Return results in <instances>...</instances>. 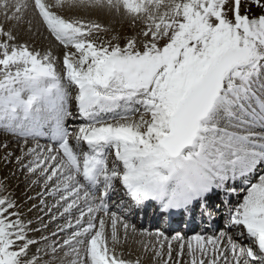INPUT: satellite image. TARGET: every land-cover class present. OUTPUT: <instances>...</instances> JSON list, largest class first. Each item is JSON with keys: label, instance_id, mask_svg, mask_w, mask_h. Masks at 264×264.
<instances>
[{"label": "rangeland", "instance_id": "374dc122", "mask_svg": "<svg viewBox=\"0 0 264 264\" xmlns=\"http://www.w3.org/2000/svg\"><path fill=\"white\" fill-rule=\"evenodd\" d=\"M33 1L38 2V0ZM134 1H136V3ZM147 1L148 0H133L134 6L132 5V9L130 10L136 14L140 13L141 7L145 5ZM156 2V8H150L149 10L143 11L146 17L150 19L153 24L148 22L147 29L143 32L145 34L143 35L144 38L141 37L139 40L137 36H134V38L130 36L128 38L121 37L122 34L126 33L122 26V28H118L113 25L108 26L107 24H103L102 22L99 23L96 20L78 21L73 18L71 21L68 20L67 17L62 16L64 15L63 13H61L62 15H59V12L58 15H55L54 13L49 15L50 13L47 12L49 11L47 8L42 9V6L39 8L40 15L45 18L43 20L49 25V32L54 35L53 37L57 36L55 37L56 40H61L62 38L59 35H55L57 30L63 36L66 35L67 31V29H65L64 26L59 25V23H65L66 26H69L70 29L74 30L70 32V34L73 35L70 36V41L66 45V48L69 49V52L73 49V43H76L77 41L84 43L85 48L81 49L78 55L79 63H74V67L82 74L85 79H87L89 82L96 81L97 83H100L103 87V90L110 94L113 93L112 95H115L116 93L119 96H123L125 94L137 96V105L135 106V109L132 110L135 111V116L116 118L113 120V122H111L112 124L102 126L101 128L122 129L121 127H123L124 132L120 131L122 135L124 133L130 132V134H136L135 136L138 138V135H140L139 132H142L143 134L146 133L147 135H145L148 138L151 136V133L148 130L152 129L154 125L160 124L164 125L163 127L165 130L163 133L158 135V137L163 139L165 135H169L171 133L173 129V117L175 112L185 101L187 94L195 89L203 81L205 76L214 67L221 54L236 47H247L252 51V56L240 64L238 66L239 68L229 75L226 87L228 85L230 87L235 84L233 87H231L232 89L230 88V91L237 90L240 85L239 82L243 79H248L251 90L264 99V0H157ZM135 4H137V7ZM2 15L4 16V19L6 18L7 20L15 17V13L11 10L5 12ZM15 23L16 20L10 21L11 28L14 27ZM3 24L4 21L0 23V109L1 106L8 108V103H6V100L11 101V99L23 95L26 89L38 87L40 83L35 80H38L39 77L34 74L35 70H49V72L53 75L58 76L60 79H64V73L65 76H68L69 69L71 70L72 68L69 67L67 63L65 64L67 58L66 55L61 56V59H54V61H52L53 59L51 57V53H49V55H47V53L46 56H42L37 53H31L32 51L29 53L30 50H27L25 46L22 47V43L17 41L16 38L11 37L9 32L3 31L5 30ZM84 32L85 34H78ZM130 46L133 47L131 51L127 50ZM121 48H124L127 51H119ZM105 51H109L105 58H98L99 53L101 54ZM112 62H118L119 64L116 73H112ZM249 68L253 72L250 73V75L247 72ZM31 72H33V80L27 79V75ZM100 72H102V75L99 74ZM74 74L77 75V73ZM17 82L18 85L21 83L19 87L16 86ZM49 82H51V80L42 81V83ZM63 83L67 84L65 79L63 80ZM222 88H224V86ZM165 96L166 101L164 104L163 98ZM112 98L114 102L119 101L117 105H113V108L116 109L114 112L117 115L125 112L124 110H128L125 106H118L121 101L118 97L113 96ZM108 99L111 100V98ZM104 100H106V98H104ZM57 101H59V105H63L64 99H62L60 96H56L55 100L50 98L51 106H49L50 103H47V108L51 109L49 112V115L51 116H56V114L52 113V111L57 112ZM228 105L229 104L226 102L220 103L218 110L220 111L221 115L218 117V123L215 121L218 116L217 115L214 118V123L212 121V123L208 125L210 127L208 128L212 130V133L210 132L202 135L203 141L207 139V141L202 142V146L205 150L204 158L206 161L202 160V162H199L196 172L212 171L217 172L216 175H226L229 177L231 171H237L238 169L240 171V169L242 170V168H246L248 165H253L254 162L257 161L255 155L253 156L243 153L245 151L243 147L247 146L245 145L246 143L244 141H246V138H251V135L260 134L262 137H264V129L258 128L257 125L260 123V120H262L261 118H258V116H261V111L255 104L252 105L254 108L250 112L256 117L255 120L253 117L244 118L243 113L239 111V109L231 108L232 106L229 107ZM144 107L151 108H148L146 111L144 110V113L142 112L141 114L137 112ZM150 110H155V112L150 113ZM49 115L42 118H48ZM5 120H9L8 115H6L4 119H0V125H3V121ZM57 122H59L58 119ZM14 128L16 127L14 126ZM217 128L221 129L222 131H220V133H214L218 132ZM250 129H254L256 131H252ZM125 130L127 132H125ZM230 135L235 136V138L230 137ZM148 139L150 140V138ZM162 139L159 141L160 144L157 145L158 148H160ZM76 140L77 142L81 141L79 136L76 137ZM153 140L157 141L158 139L155 138ZM23 141H25V143L21 144L25 145L24 147L30 145V140L23 139ZM259 144H264V140H262ZM141 149L142 148L139 146L134 147L129 154L134 152L142 160V158L147 155L145 154L144 149ZM129 154L126 155V153H124V156L126 155L129 158ZM7 155L12 156V152H7ZM53 155V158L55 159L58 155L57 150ZM163 156L164 155H160L158 158ZM118 158L122 160L123 155H119ZM217 158L221 160L219 161ZM146 159H148V157H145L144 160L141 161L142 167H147L149 164V162L146 163ZM18 160L19 159H16V163H18ZM4 163L10 165L8 161H4ZM213 164L218 169L215 168ZM228 165L229 167H227ZM31 172H28L27 175L30 176ZM13 173L14 172H12L10 169L8 172H4L3 167L0 168V237L4 242V244L0 242V264H40L36 263V260L37 258L39 259V257H34L35 255L40 254V250L37 248H34V256H23V254L26 253V250L29 249L31 242H34L35 240L31 239V242L26 245L27 247L19 246L20 241L25 240L27 237L22 235L19 236L18 232H21L24 229L27 230V227L32 223L29 221L31 216L29 218L19 217L21 215V206L19 207L20 211H8L9 207L13 205L19 198H21L22 193H16L14 195L15 197L9 199L7 204L2 203L4 200H7L16 187H18L23 181L12 177ZM246 182L248 183L249 181ZM261 182L262 183L257 184L252 189L253 194L251 193L248 195L251 198L250 203L252 201V203H256L255 205L262 204V201L260 202L256 198L258 195L259 197H264V179H262ZM3 188L6 191L3 190ZM77 189H79V186H77ZM244 199H246L245 202L249 201L247 196ZM28 200V197L25 198V201ZM260 207V210L264 212V205H261ZM91 218L95 219L93 215ZM94 219L92 220L94 221ZM137 220L138 218H136V221L134 222L132 220L131 221L132 223L136 224ZM101 222L102 220H100L97 225H100ZM92 224H89L88 227L85 225V227L96 229L97 226ZM223 225L224 223L221 226L224 227ZM141 229L146 232L149 231L150 233H155L153 228H150L149 223L141 226ZM221 231L223 232V230ZM172 236L173 234L160 237L165 239L168 237L169 239V237ZM69 240H72V236H70ZM160 241L161 240H158L157 242L155 241V248H159L158 244H160ZM81 243L82 245L86 244L84 240ZM82 245L80 244V246ZM91 245L89 248L90 252L92 249L93 254L94 251ZM80 246H78L77 250L75 251L77 254H81L82 250L84 249L83 247L80 248ZM86 247H88V244ZM151 247H153V245H151ZM124 248L118 250L115 249V251L112 249L110 254L108 250L105 249V247L102 249L100 245V249H102L104 252H107L106 254L109 255L108 259L117 255L119 260L115 261H121L120 264H126L124 263L123 258L120 259L121 256L125 255L130 259L129 262L131 263L129 264H133L140 253L139 250H136V252H127V248ZM74 249L72 248L71 250H65V254H59L58 256L54 255L53 257L49 256L50 259L44 258V260H46L49 264V260L51 262L58 260L65 255H71L74 253ZM170 249L171 248H168V250ZM155 251L156 249H151L149 251V261L143 264H166L169 262V259L167 258L165 261H159L156 254L157 251ZM19 253H21V255ZM85 254L86 253H84V255ZM228 255V259L224 264H233L234 261H236V258L240 256V254L236 252L234 257L232 254ZM40 256L43 258V255ZM84 258L87 257L84 256ZM93 258H95L94 255ZM189 258L188 260L190 264H194L192 255L189 256ZM151 259L152 261H150ZM44 260L41 262H46ZM80 263L84 264L83 260L82 262H79V264Z\"/></svg>", "mask_w": 264, "mask_h": 264}, {"label": "bare ground", "instance_id": "6f19581e", "mask_svg": "<svg viewBox=\"0 0 264 264\" xmlns=\"http://www.w3.org/2000/svg\"><path fill=\"white\" fill-rule=\"evenodd\" d=\"M42 1L38 0V2L40 3L39 4L38 2L36 1L34 2L33 0H0V23L4 21L3 25L5 27V30L3 31L9 32L11 37L16 38L17 41L22 43V47L25 46L27 50H30L29 53L32 51L31 53H37L42 56H46L47 53H48L47 55L51 53V57L53 59L52 61H54V59L57 60L61 59V56L66 55L67 58L65 64L67 63L68 66H75L74 63L75 64L79 63L78 55L80 53V46H77L76 48L73 47V49L70 50L69 52V49L66 48L67 47L66 45L70 41L69 40V38H71L70 36L68 38L62 37L61 40L60 39L56 40L55 37L57 36L53 37L54 35H52L48 30L49 25L43 20L45 18L40 15L39 8L41 6L42 9L47 8L49 10L47 11L48 13H50L49 15H52V13L58 15V12L59 15H62L61 13H63L64 15L62 16L67 17L68 20L71 19L73 20V18L78 21L96 20L99 23L102 22L103 24H107L108 26L113 25L118 28L122 26L126 33L122 34V36L120 35L121 37L128 38L130 36L134 38V36L135 37L137 36L138 40L141 37L144 38L143 35L145 34L143 32L146 31L148 22H151V24H153L152 21L146 17L143 11L149 10L150 8L154 9L157 7L156 6L157 0L156 1L148 0L146 4L141 7L140 13L136 14L132 12V10H130L132 9L131 6L133 5V3L134 2L136 3V1L133 2V0H121V1L120 0H42ZM136 5L137 4H135V6ZM9 10L15 13V17L10 20H7L6 18L4 19V16L2 14L8 12ZM13 20H16V23L14 24V27H12L13 28L12 29L10 21ZM130 24L132 27L130 26ZM55 35H59L57 31L55 32ZM76 43L78 44L81 42L77 41ZM132 49L133 47L130 46L127 50L131 51ZM127 50L121 48L119 51L125 52ZM108 53L109 51H105L101 54L99 53L98 58L103 59ZM234 71L235 70H233L232 72ZM38 72L45 77L49 73V71H45L44 69L38 70ZM232 72H230L223 80L222 87L224 86V88H222L221 97L219 101L216 103V105L214 106L213 110L208 115V117H206L200 122V127H199L200 132L198 137L195 139L193 145L190 148L186 149L181 157L176 159L169 157L166 151L162 149V147L160 148L157 147V145L160 144L159 141L162 139L161 137H158V135L163 133V131L165 130V128L163 127L164 125L159 124V125H154L152 129L149 128L150 130L148 131L151 133V136L148 138H150V140L146 137L147 135L146 133L145 135L139 131L138 132L140 135H138L139 136L138 138L140 139L136 138L135 136L136 134H130V132H127L126 130L125 132L127 133H124L122 135V133L120 132L111 133L106 129H100V127L102 126L112 124L111 122H113V120L116 118H127L131 116H135V111L132 110L135 109L138 99L137 96H130L129 94L119 96L115 93V95H112L113 93L110 94L104 91L101 84L95 81L87 82L89 83L88 86L92 90V95L96 93H101V94L109 95L111 97L116 96L119 99H121V102L120 104H118V106L119 107L125 106L129 111L125 110V112H123L118 117L117 114L112 110L113 106L111 107V105L108 103L104 104L103 102L98 100V98L90 97V100L92 102L90 101L89 106L86 109L85 113L88 114V116L90 117L89 122L92 123L86 126H84L85 124L77 125L79 124V122H85L84 119L82 118H76L77 119L76 122H70V121L67 122V119L71 117L69 115H72L73 112H70L69 110V108L72 105V102L70 101V97H66V96L70 94L73 88H66L63 86L61 89L55 91L54 93L61 94L63 97L67 98L66 104L58 107V110L60 112V117L58 121L60 120V122L63 124L66 123V129L64 128L62 129L58 126H54V127L56 130H59L58 134L60 135V138L64 136L68 137L69 143L75 145L79 149V150L77 148L75 149L78 151L77 154L78 161L84 160L83 155L87 150V146L82 144L81 145L77 144L74 139L75 134H77V132L79 131H82L86 136L88 134V131L96 130L97 133L94 134L92 133L90 135L93 136L94 139H97V141H100L101 144L105 145V154L108 158V164L105 166H102L101 164L102 168H98V169H103L104 172H114L115 170L128 172L127 174L128 178H126V180L129 183H131L134 187H141L145 191L152 190L155 187H158L160 190H162L163 186L166 183H170L171 185H175V186L180 185V187L182 188L180 179L179 177H176L174 175V172L180 170V167L183 166V163L185 161H188V158L193 157L194 154L200 151L202 152L201 154L202 160L206 161V159L204 158L205 150L202 146V142L207 141V139L203 141L202 135L203 134L205 135L206 133H210V132L212 133V130L209 129L210 127L208 125L211 124L212 121L214 123V118L217 115L218 116L215 119V121L217 122L219 120L218 117L221 115L220 111L218 110L220 103L222 102L228 103L226 99L227 90L235 85L233 84L230 87L228 85L226 87V83L228 82V77ZM243 72L242 74L244 75ZM247 72L249 73V75L250 73H253L252 70H250V68L247 70ZM99 74L102 75V72H100ZM54 76L55 78L60 79L58 76L56 75ZM34 92L35 90L31 89L28 91L27 95L34 94ZM241 97L247 98L248 96H246L245 93H241ZM32 101L33 100H28L29 103ZM165 101H166V96L163 98V103ZM38 107H42V104H40ZM148 108L147 107L141 108L137 112L141 114L144 110L146 111ZM35 109L36 107H34V111ZM149 112L154 113L155 110H150ZM16 124H17L16 122L9 119L3 121V125H0V168L3 167L4 172H8L10 169L12 172H14L12 177H15V179L17 180L18 179L23 180L20 183V185L16 187V189L12 192V194L10 196L8 195L9 197L7 198V200H4L2 202L3 204H7L9 199L15 197L14 195L16 193L21 192L22 193L21 198H19L13 205H11L8 211L9 212L15 210L20 211L19 207L21 206V215L19 217L29 218L31 216L29 221H31L32 223L30 226L27 227V230L24 229L25 231L22 230L21 232H18L19 236L22 235L27 237L25 240L20 241L19 246H26L28 243L31 242V239L35 240L34 242H31L29 249L26 250V253L24 254L22 253L23 256L26 257L34 256V252H35L34 248H37L40 250L39 251L40 254L34 256V257H39V259L37 258L36 263L48 264V262L44 260V258H49V256L53 257L54 255L58 256L59 254H63L65 250H71L72 248L73 249L75 248L74 253H72L71 255H65L62 258L51 262L49 260V264H79V262H82V260L84 264H93V261H91L92 259L90 258V254H92V249L90 252V248H89V246L92 243L91 246L93 248L94 253L96 252V250L100 248V245L102 249H104L105 247V249H107L109 253L112 251V249H114L115 251V249L118 250L124 247L127 248L126 249L127 252L128 251L136 252V250H139L140 253L136 258L135 262H133V264H143L149 261L148 256H149V251L151 249H156L157 252L156 251L155 252L158 256L159 261H165L166 258L169 259V262L167 261L168 263L166 264H190L188 258L191 255L194 264H224L225 261H227L228 259L229 256L228 254H230L231 251L230 249H233L236 253L240 254V256L236 258V261H234L233 264H251L248 258V254L244 251L243 248L244 244L248 243L249 241L248 236L243 235L239 240L233 239V237L228 233L225 232L223 233L218 230L220 226L219 223L216 221H215L216 222L215 230L213 231L215 235L212 236V234L207 233L206 235L197 234L191 236V234L195 232V230L197 229L196 226H193V229L190 231V233L183 235V239L184 238L186 239L184 244L177 237L165 239L158 236L155 233H150L149 231L146 232L144 230H141V227L139 225H132L122 216L121 212H119V210L122 209V207H127V201L125 200L126 196L123 194L124 189L122 185L119 183V179L121 178L118 177H112V180L114 181L113 183L114 190L111 191L110 196H113L114 199L118 201L119 210L111 208L109 210V215H106L107 214L106 212L101 214L100 218L102 219L103 224L102 226L101 225L97 226L99 218L96 221H93L92 219L94 218H91V216L93 215V217H95L97 214L99 215L98 206H101L102 202L100 204L99 200L94 199V197L92 196L90 197L91 193L85 194L84 192H82V190L78 189L79 190L78 191L77 189H75V187L77 188L78 186V180H79V178H77V174H78L77 167L82 168L83 166L78 163L76 167L75 165L72 164V161L69 160L68 157L64 161L62 160V158L59 157V155L54 159L53 154L55 148L48 144L40 143L42 141H46L47 139L45 137H38L36 135V133L40 132L41 130L49 131L52 125L44 122L42 123V125L34 127V126H30L31 124L23 125L22 123H19L21 127L25 126L22 130V129L14 128ZM121 128L122 131L124 132V128L123 127ZM25 131L27 132L31 131L32 133H34L33 137L28 138V136H26L24 133ZM220 131L218 132L213 131V132L220 133ZM155 138H157L158 140L157 141L153 140ZM23 139L30 140V145L24 147L25 145L21 144V143H25ZM251 139H253V141L256 142L257 140L262 139V136L260 134L251 135ZM122 143H126L128 146H131L133 148L139 146L140 148L144 149L145 154L147 156H144L142 160H144L145 157H148V159H146V163L149 162L147 167H142L141 158H139V156H137L136 153L134 152L129 154V158H128L129 162L134 167L139 168V172H137L139 173V176L135 175V172L132 171L131 168H129L126 164L120 163L119 160H116L114 155H112L110 151L111 147L112 146L120 147ZM248 149L262 151L264 147H261L257 143H253L251 145H248ZM9 151L12 152V156L7 155V152ZM160 155H164V156L158 158ZM16 159H19L17 161L18 163H16ZM217 159L219 161L221 160L219 158ZM95 160L98 163L101 160V158H96ZM4 161L5 162L8 161L10 165L5 164ZM94 165L95 164L92 162L89 167H94ZM213 166L217 168L214 164ZM28 172H31L30 175L31 177L27 175ZM162 173L169 175V177L167 178L163 176ZM183 174H184L183 178L186 181V183H190L192 181L191 177L186 172H183ZM262 179H264V174L260 173L258 176L254 177L251 180L250 187H247V185H245L247 187V195L252 193V189L257 184L263 182V181L261 182ZM104 184L105 182L103 181L101 182L100 186ZM3 190L5 189L3 188ZM27 197L29 198V200L25 201V198ZM256 198L260 202L262 201L261 205H264L263 203L264 197L261 196L259 197L258 195ZM250 204L255 205L256 203L254 204V202L252 203L251 201ZM91 206L93 207L92 211L90 209ZM240 209L241 207L238 208V210ZM260 209L256 211L257 213H259V215L262 218H264V214H263L264 212H262ZM92 223L93 225L95 224L97 226L95 230L92 229L91 227L90 228L85 227V225H87L88 227V225ZM155 223L156 220L154 221V224ZM239 229H240V225L238 226L234 224L230 227L231 231H238ZM70 236H72V240H69ZM83 240L86 243V244L83 243L84 245H82L81 243ZM158 240L161 241L159 242L160 243L158 244L159 248L157 249L154 247L155 245L154 243L155 241L157 242ZM80 244L82 246H80ZM87 244L88 247H86ZM151 245H153V247H151ZM78 246H80V248L82 247L84 248L81 254H77L75 252ZM168 248L171 249L168 250ZM84 253L86 254L84 255ZM19 254L21 255V253ZM40 255H43V258ZM84 256L87 258H84ZM116 256L117 255L110 257V259H105V258H101V259L107 264H120L121 261L120 262L115 261V260H119L118 256L117 258ZM122 258L124 259L123 260L124 263L126 264L131 263L129 262L130 259L127 258V256L125 255L121 256L120 259ZM43 260L46 262H41ZM150 261H152V259Z\"/></svg>", "mask_w": 264, "mask_h": 264}, {"label": "water", "instance_id": "95a60500", "mask_svg": "<svg viewBox=\"0 0 264 264\" xmlns=\"http://www.w3.org/2000/svg\"><path fill=\"white\" fill-rule=\"evenodd\" d=\"M250 53L248 48H235L225 52L203 83L192 92L176 116V129L168 139L169 145H166L172 156H179L190 146L198 131L199 122L206 117L218 100L224 75L248 58Z\"/></svg>", "mask_w": 264, "mask_h": 264}]
</instances>
